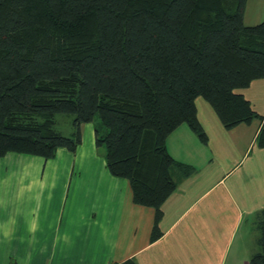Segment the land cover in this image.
I'll use <instances>...</instances> for the list:
<instances>
[{"label": "trees", "instance_id": "trees-1", "mask_svg": "<svg viewBox=\"0 0 264 264\" xmlns=\"http://www.w3.org/2000/svg\"><path fill=\"white\" fill-rule=\"evenodd\" d=\"M246 3L0 0V158L75 152L83 124L94 122L110 172L129 180L135 203L156 210L157 240L164 203L195 171L170 153L168 137L187 124L209 140L198 97L228 130L261 119L264 148V115L238 92L264 78V20L246 24ZM59 114L72 115L70 136L56 127ZM256 224L249 264H264V206Z\"/></svg>", "mask_w": 264, "mask_h": 264}, {"label": "crops", "instance_id": "crops-1", "mask_svg": "<svg viewBox=\"0 0 264 264\" xmlns=\"http://www.w3.org/2000/svg\"><path fill=\"white\" fill-rule=\"evenodd\" d=\"M263 19L264 0H247L245 23ZM238 92L264 115V78ZM198 102L199 97L198 116L209 140L203 143L187 124L168 137L170 153L195 171L179 180L164 203L163 235L155 241L156 210L135 203L129 180L110 172L104 149L96 144L95 123L83 124L75 152L60 147L50 159L18 152L1 157L0 264H124L129 259L135 264H217L218 242L222 250L230 243L223 227L232 214L221 217L223 226L216 225L223 200L210 194L224 181L218 178L225 169L230 167L224 177L240 172L228 185V198L255 216L257 229L256 214L264 206V148L256 139L263 122L228 130L215 110L202 103L203 114ZM222 153L227 161L217 157ZM243 215L235 217L237 222ZM243 240L238 259L249 264L253 254L246 253L253 250L247 236Z\"/></svg>", "mask_w": 264, "mask_h": 264}, {"label": "rangeland", "instance_id": "rangeland-1", "mask_svg": "<svg viewBox=\"0 0 264 264\" xmlns=\"http://www.w3.org/2000/svg\"><path fill=\"white\" fill-rule=\"evenodd\" d=\"M199 99L202 101L201 103L198 102V104H200V110L201 112H203V114H205V110L203 111L202 103H204L205 106L212 109L211 111H214L212 105L203 96H200ZM72 119H73L72 115H68V114H59L57 116L56 127L65 136H70L74 130ZM97 120L98 119H96L95 122ZM236 156L238 155L236 154ZM217 157H219V159L221 158L222 161L223 160L227 161V158H228V156H225V154L223 153L221 155L220 154L217 155ZM229 170H230V167L224 170L223 175L218 178V180H220L223 177L224 181L219 183L215 187L213 192H211L210 194L211 196H221L223 200L221 201L220 199L218 205L222 206L224 208V211L218 208L216 209V213H215L216 225H218L219 227H221V225L223 226V223H222L223 219L221 217L232 214L230 218L228 216L225 217L226 219L228 218L229 219L227 220V223H225L223 227L225 229L224 231L228 233V240H229L228 242L230 243L228 244L226 242L225 250H222L221 249L222 243L218 242V249H217L218 254H216L215 262L217 261V264H234V263L242 264V261L238 258L243 257V254L240 253V249L244 245V242H243L244 236H247L248 240L251 242L249 246L250 248H252L253 251L246 253L247 256H251L253 254L252 252L256 251L254 247H255V238L258 235V231L254 225L255 216L252 215L251 213H247L246 211H243L244 206L242 207L240 203L238 202H236L237 204H235L234 201L228 198V196H231V193L228 189L229 188L228 185L231 184L232 179L240 173L238 172L236 176L233 175L232 173V174H229L227 177H224V175H226L229 172ZM240 212H242L244 215L240 219V221L237 222L235 217H237V215ZM252 240H254L253 244H252ZM221 253L223 254V256ZM236 254H238L239 256L236 257Z\"/></svg>", "mask_w": 264, "mask_h": 264}]
</instances>
